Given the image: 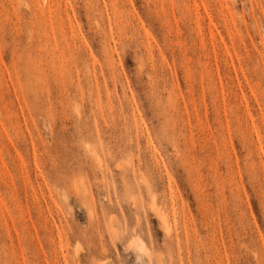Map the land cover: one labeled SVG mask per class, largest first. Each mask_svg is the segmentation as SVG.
<instances>
[{
  "label": "rangeland",
  "instance_id": "rangeland-1",
  "mask_svg": "<svg viewBox=\"0 0 264 264\" xmlns=\"http://www.w3.org/2000/svg\"><path fill=\"white\" fill-rule=\"evenodd\" d=\"M45 1L0 0V264H264V0Z\"/></svg>",
  "mask_w": 264,
  "mask_h": 264
},
{
  "label": "bare ground",
  "instance_id": "bare-ground-1",
  "mask_svg": "<svg viewBox=\"0 0 264 264\" xmlns=\"http://www.w3.org/2000/svg\"><path fill=\"white\" fill-rule=\"evenodd\" d=\"M47 1H49V0H47ZM47 1H45V2H47ZM47 3H48V2H47ZM161 219H162V222H163V225L165 226V228H166L167 230H169V227L166 225V219H165V216H164L163 213L161 214Z\"/></svg>",
  "mask_w": 264,
  "mask_h": 264
}]
</instances>
